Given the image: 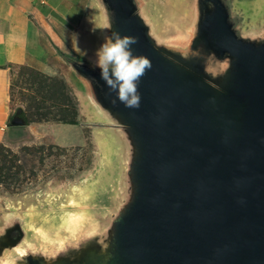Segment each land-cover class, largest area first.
Returning <instances> with one entry per match:
<instances>
[{
    "label": "water",
    "instance_id": "95a60500",
    "mask_svg": "<svg viewBox=\"0 0 264 264\" xmlns=\"http://www.w3.org/2000/svg\"><path fill=\"white\" fill-rule=\"evenodd\" d=\"M92 1L87 55L53 29L44 43L102 126L111 204L49 232L5 218L0 264H264V25L237 33L221 0H193L169 31L146 0ZM112 31L151 60L139 108L113 105L95 67Z\"/></svg>",
    "mask_w": 264,
    "mask_h": 264
},
{
    "label": "rangeland",
    "instance_id": "374dc122",
    "mask_svg": "<svg viewBox=\"0 0 264 264\" xmlns=\"http://www.w3.org/2000/svg\"><path fill=\"white\" fill-rule=\"evenodd\" d=\"M91 2L86 32L93 22L98 25ZM232 2L246 16V25H264V0ZM146 4L152 21L171 31L180 17L190 14L193 0ZM12 73V116L19 111L24 126L9 127L0 142V226L5 218L19 216L25 226L49 232L62 225L61 214L63 220L75 214L71 209L77 203L87 213L101 210L108 201L110 206L116 164L106 158L98 130L102 126L77 92L62 75L46 80L20 67Z\"/></svg>",
    "mask_w": 264,
    "mask_h": 264
},
{
    "label": "crops",
    "instance_id": "0c3cea01",
    "mask_svg": "<svg viewBox=\"0 0 264 264\" xmlns=\"http://www.w3.org/2000/svg\"><path fill=\"white\" fill-rule=\"evenodd\" d=\"M91 0H0V142L12 116L11 81L16 67L47 77H64L46 48L45 32L53 29L79 49L89 46L86 17Z\"/></svg>",
    "mask_w": 264,
    "mask_h": 264
},
{
    "label": "clouds",
    "instance_id": "9594fccd",
    "mask_svg": "<svg viewBox=\"0 0 264 264\" xmlns=\"http://www.w3.org/2000/svg\"><path fill=\"white\" fill-rule=\"evenodd\" d=\"M137 43L138 38L135 36H122L112 31L111 35L104 36V42L96 50L95 67L100 69V79L105 82L109 93L116 95L111 101L113 105L118 100L126 108L140 107L141 94L138 85L141 78L152 68V63L145 56L133 54L131 46ZM76 51L87 55L86 51L78 47ZM18 254L21 258L27 256L25 251H18Z\"/></svg>",
    "mask_w": 264,
    "mask_h": 264
},
{
    "label": "flooded vegetation",
    "instance_id": "af4514ba",
    "mask_svg": "<svg viewBox=\"0 0 264 264\" xmlns=\"http://www.w3.org/2000/svg\"><path fill=\"white\" fill-rule=\"evenodd\" d=\"M226 7L228 14H229V21L232 24V27L236 30L238 33L240 29H242L244 26H246L245 17L242 14L241 11H235L234 5L232 0H221Z\"/></svg>",
    "mask_w": 264,
    "mask_h": 264
},
{
    "label": "trees",
    "instance_id": "16d2710c",
    "mask_svg": "<svg viewBox=\"0 0 264 264\" xmlns=\"http://www.w3.org/2000/svg\"><path fill=\"white\" fill-rule=\"evenodd\" d=\"M20 68H24V67H20ZM26 70H28V71H30L31 73H33L35 76H38V77H40V78H43V79H46V80H57L58 78L57 77H47V76H44V75H42V74H40V73H37V72H35V71H33V70H30V69H28V68H25ZM57 78V79H56ZM58 81H61V80H58ZM62 82V81H61ZM63 83V82H62ZM64 84V83H63ZM11 119H12V116H11V118H10V121H11ZM10 121H9V123H10ZM9 125V124H8ZM9 127H11L10 125H9Z\"/></svg>",
    "mask_w": 264,
    "mask_h": 264
},
{
    "label": "snow or ice",
    "instance_id": "6c2138e0",
    "mask_svg": "<svg viewBox=\"0 0 264 264\" xmlns=\"http://www.w3.org/2000/svg\"><path fill=\"white\" fill-rule=\"evenodd\" d=\"M17 251H19V249H17Z\"/></svg>",
    "mask_w": 264,
    "mask_h": 264
}]
</instances>
